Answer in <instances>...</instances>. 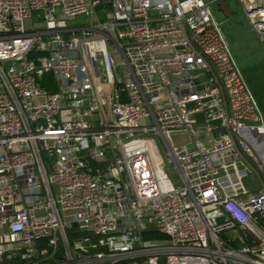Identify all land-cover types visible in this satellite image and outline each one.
I'll return each instance as SVG.
<instances>
[{
    "label": "built area",
    "instance_id": "built-area-1",
    "mask_svg": "<svg viewBox=\"0 0 264 264\" xmlns=\"http://www.w3.org/2000/svg\"><path fill=\"white\" fill-rule=\"evenodd\" d=\"M214 1L0 0V264H264V117Z\"/></svg>",
    "mask_w": 264,
    "mask_h": 264
},
{
    "label": "rangeland",
    "instance_id": "rangeland-1",
    "mask_svg": "<svg viewBox=\"0 0 264 264\" xmlns=\"http://www.w3.org/2000/svg\"><path fill=\"white\" fill-rule=\"evenodd\" d=\"M211 9L264 117V41L258 39L248 23L242 6L235 0L211 2ZM86 20L87 16L80 15L76 17L74 23L80 24ZM35 21L41 26L40 19L36 18ZM176 138L178 142L188 141V136L185 135ZM243 185L248 190L262 188L255 173L243 177ZM145 236L160 243L167 241L164 234L159 231L146 232Z\"/></svg>",
    "mask_w": 264,
    "mask_h": 264
},
{
    "label": "trees",
    "instance_id": "trees-1",
    "mask_svg": "<svg viewBox=\"0 0 264 264\" xmlns=\"http://www.w3.org/2000/svg\"><path fill=\"white\" fill-rule=\"evenodd\" d=\"M40 84L50 91L56 90V85L54 84V79L51 73H45L40 80Z\"/></svg>",
    "mask_w": 264,
    "mask_h": 264
},
{
    "label": "crops",
    "instance_id": "crops-1",
    "mask_svg": "<svg viewBox=\"0 0 264 264\" xmlns=\"http://www.w3.org/2000/svg\"><path fill=\"white\" fill-rule=\"evenodd\" d=\"M104 6V5H103Z\"/></svg>",
    "mask_w": 264,
    "mask_h": 264
}]
</instances>
